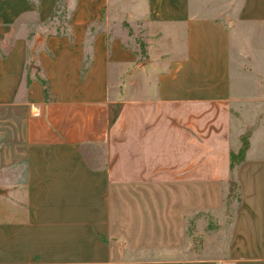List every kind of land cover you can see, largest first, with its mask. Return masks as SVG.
Wrapping results in <instances>:
<instances>
[{
	"label": "crops",
	"instance_id": "obj_1",
	"mask_svg": "<svg viewBox=\"0 0 264 264\" xmlns=\"http://www.w3.org/2000/svg\"><path fill=\"white\" fill-rule=\"evenodd\" d=\"M62 2L0 0V264H264V0Z\"/></svg>",
	"mask_w": 264,
	"mask_h": 264
},
{
	"label": "rangeland",
	"instance_id": "obj_2",
	"mask_svg": "<svg viewBox=\"0 0 264 264\" xmlns=\"http://www.w3.org/2000/svg\"><path fill=\"white\" fill-rule=\"evenodd\" d=\"M63 1V0H62ZM61 1V3H63ZM122 1V0H121ZM209 2H211L212 3V1H214L215 3H218L219 1H221V2H225V1H228V0H208ZM123 7H125L126 6V4H121ZM62 10H63V8L62 7H59L58 8V11H57V15H61L62 16ZM126 23V22H125ZM126 24H128V23H126ZM125 26H128V25H125ZM140 29H142L143 28V26H140L139 27ZM130 29V28H129ZM137 41H140L142 44L143 43H145V35H143L142 33L141 34H139V39L137 38ZM238 122H237V126H238ZM246 138H249V135H248V132H246ZM239 150H237L236 152H238ZM232 193V194H231ZM238 201H239V194H238V190H237V183H236V181L233 179L232 180V191L229 193V194H227V196H226V198H225V202H226V208H227V210H228V213L230 214L229 215V218H232V216H233V214H234V212H235V210H236V208H237V203H238ZM194 230H195V227L193 226V224H191L190 226H189V231L191 232V233H193L194 232ZM197 239H198V242H200V243H202L201 242V237H200V234H198L197 235Z\"/></svg>",
	"mask_w": 264,
	"mask_h": 264
},
{
	"label": "trees",
	"instance_id": "obj_3",
	"mask_svg": "<svg viewBox=\"0 0 264 264\" xmlns=\"http://www.w3.org/2000/svg\"><path fill=\"white\" fill-rule=\"evenodd\" d=\"M61 1L62 0H59V7L63 8V10H62V12H63L65 10V8L63 6L64 4L61 3ZM125 25H128V24L125 23ZM142 53H143L144 56H146V49L144 47H142ZM248 143H249L248 142V138L245 137L243 139V145L240 148V150L238 152H232V154H231V167L232 168H234L236 165H238L239 163H241L244 160L245 155H246V150H247V147H248Z\"/></svg>",
	"mask_w": 264,
	"mask_h": 264
}]
</instances>
